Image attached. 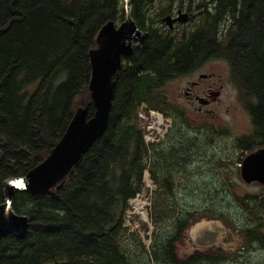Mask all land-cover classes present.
I'll return each mask as SVG.
<instances>
[{
    "label": "trees",
    "instance_id": "1",
    "mask_svg": "<svg viewBox=\"0 0 264 264\" xmlns=\"http://www.w3.org/2000/svg\"><path fill=\"white\" fill-rule=\"evenodd\" d=\"M208 4L128 0V13L144 39L122 59L107 130L58 190H51L54 196L14 191L11 210L27 217L29 227L22 239H0V264H264L253 256L264 251L261 217L256 215L261 201L249 206L224 190L222 199H234L246 211L238 232L235 220L212 203L187 208L178 198L180 191H194L181 183L193 160L195 139L182 134L172 140L174 128L181 133L194 126L168 101L163 88L170 80L212 59L224 61L254 125L252 134L238 143L264 139V0ZM175 9L190 12V24L173 31L161 27L159 19ZM123 20V0H0V204L2 184L24 178L44 161L75 110L90 102L89 52L96 48L97 32L107 22L119 25ZM142 104L171 119L159 144L143 142L137 117ZM93 113L90 107L88 118ZM176 113L183 124H176ZM235 149L240 150L238 144ZM144 171L155 186L150 236L142 226L149 245L123 226L128 200L142 187ZM225 204L229 209L230 203ZM203 219L220 220L237 233L239 247L200 248L180 258L178 247L186 232Z\"/></svg>",
    "mask_w": 264,
    "mask_h": 264
},
{
    "label": "rangeland",
    "instance_id": "2",
    "mask_svg": "<svg viewBox=\"0 0 264 264\" xmlns=\"http://www.w3.org/2000/svg\"><path fill=\"white\" fill-rule=\"evenodd\" d=\"M194 13L196 12L194 11ZM199 73L206 75L212 74L219 80L217 86L218 84L224 85L223 96L209 106L204 107V104L199 101L192 102L183 95L187 83L191 80L197 81V75L172 79L163 88L167 94L168 101L173 106L177 107L178 110H182L185 114L184 120L194 126L193 128L187 126L192 129H190L189 132L182 131L181 133L179 131L176 133L175 131L179 129L174 128L171 136L174 141L182 137V134H184L183 137H193V139H195V147L191 148L190 153L193 155V160L187 167L185 175L186 181L183 180L181 183V186L185 184L183 187L186 191L189 188L194 191L190 193L180 191L178 196L180 203L187 208L211 205L212 203L216 208L225 211L224 213L235 220L237 225H240L241 222L244 221V213L246 211L242 207V203L238 204L234 199H232L231 202L226 197L222 199L224 190L226 192L231 191L230 197H235L239 199L240 202L243 201V204H248L250 202L249 206H251L253 202L261 201L259 205H256V211L258 212L256 215L261 217L262 230L264 233V186L255 183L245 184L241 181L240 169L238 170L241 151L235 149L239 140L251 134L250 118L242 108L232 86L228 83L230 77L229 69L224 61L212 59L202 66ZM140 107L141 114L137 117L140 123V129L143 131L142 138L147 134V126L149 128L148 133H150L161 125V121L164 120V123H167L166 120H169L168 117H165L157 110H152L151 112L147 111L145 104H142ZM198 109H200V111H198ZM176 114L178 115L176 124H181L182 118L179 117V113ZM169 121L171 122V119ZM171 127L169 126L168 129L170 130ZM151 138L152 137L148 140ZM145 141L146 140L143 138V142L147 146L154 145V143L159 144V141ZM224 171L228 179V181L225 182V186L221 183L222 179L225 180ZM18 178H20V176H15L11 179L14 180ZM230 183H232V188H230ZM216 194L218 195L217 197L215 196ZM225 203H230L229 209H226ZM204 223L210 224L211 226L214 224L218 225V228L216 226L218 229L217 232L212 230L215 227H210L208 230H211L217 235V241L222 242L220 241L219 233V230H222L224 227L222 222L220 220L206 221L203 219L192 225L186 232L183 244L178 247V256L180 258L188 256L193 251L201 248L199 246L201 245V241L198 236H203V233H199L197 237H193L192 228L198 225L205 226ZM142 226L143 224H139L138 227L141 234L144 232ZM127 231L129 234L133 233L129 229H127ZM147 232L145 233L147 234ZM145 241H147V239H145ZM224 243L230 250H235L239 247L241 242L236 241L234 238H229L227 241H224ZM253 256H255L257 262L260 260L263 261L264 251L254 252Z\"/></svg>",
    "mask_w": 264,
    "mask_h": 264
},
{
    "label": "water",
    "instance_id": "3",
    "mask_svg": "<svg viewBox=\"0 0 264 264\" xmlns=\"http://www.w3.org/2000/svg\"><path fill=\"white\" fill-rule=\"evenodd\" d=\"M123 2V22L119 25L113 22L104 24L95 37L96 48L89 52L90 102L75 110L64 134L49 155L31 169L24 178H21V190L28 192L31 196L47 194L54 196L51 190H58L61 180L72 172L85 153L103 137L107 130L113 93L118 79L117 73L121 69L122 59L129 58L133 53V46L144 39V34L137 28L128 13V0ZM175 21L184 22L185 16H179L174 20L169 17L164 19L170 28ZM90 107L93 108L94 113L88 118ZM240 179L245 184L258 183L264 186L263 150L244 158L240 167ZM2 187L4 203L0 204V239L7 236L22 239L27 234L29 219L16 215L11 210L13 193L18 190L15 179L5 181ZM216 226L218 228L217 224L212 225L215 227L212 229L215 232L218 230ZM204 234L209 235L210 239L207 243L201 242L199 246L201 248L215 246L217 235L211 230H207Z\"/></svg>",
    "mask_w": 264,
    "mask_h": 264
},
{
    "label": "flooded vegetation",
    "instance_id": "4",
    "mask_svg": "<svg viewBox=\"0 0 264 264\" xmlns=\"http://www.w3.org/2000/svg\"><path fill=\"white\" fill-rule=\"evenodd\" d=\"M207 1L209 2L208 8H211L210 3L212 2V0H207ZM170 9H172V7H170ZM188 9L189 10H193V9L196 10L197 8L190 7ZM182 15L185 16V21L184 22L175 21L171 24L172 25L171 28L164 22V19L166 17H169L171 20H174L177 17L182 16ZM192 19H193L192 14L190 12H188L187 10L175 9L174 14L166 15V16L160 18L158 24L161 27L165 26L168 30L173 31L174 29L180 28V26H182V27L188 26L190 24V22L192 21ZM180 23H182V24H180ZM136 45H134V46H136ZM204 64L205 63H203L202 65L200 64L199 66H197L196 68L191 70L189 72V74H186L185 76H182V77L197 75V81L191 80L187 83V86L185 87L183 95L186 96V98L190 99L192 102L199 101V102L203 103L204 107H206V106H209L210 104H212L217 99H219L221 96H223L224 85L218 84V86H217V83L219 80L216 77H214L212 74L206 75V74L199 73V70L202 68V66ZM182 77H179V78H182ZM204 82H209V83H204ZM228 83H229V85L232 86L233 91H234L235 95L237 96L236 89L231 84L230 80L228 81ZM216 86H217V88H216ZM163 91L165 92V89H163ZM200 96H203V97H200ZM198 111H200V109H198ZM250 121H251V119H250ZM253 127H254V125L251 122V134L254 131ZM237 144L239 145V149H240L239 151H241V155L239 156V159L241 161H243L244 158L247 157L248 155L254 154V153L262 151V150L264 151V139L261 141L260 140L251 141L250 144H248V145L244 144V143H242V145L240 143H237ZM241 166H242V162L240 163L239 167H241ZM255 184H258V183H255ZM253 199H254V196H253ZM222 229L223 230L219 231L220 241H222V242L217 241L215 246H213V247L221 248L224 250L229 249L225 246V243H224V241H227L229 238H234L236 241L241 242V239L239 238V235L237 233H233L231 230L227 229L226 227H223ZM237 230L239 232V225H237ZM262 232H263V230H262ZM209 239H210L209 235H207V234H203V236L200 237V240L203 243H207L209 241Z\"/></svg>",
    "mask_w": 264,
    "mask_h": 264
},
{
    "label": "built area",
    "instance_id": "5",
    "mask_svg": "<svg viewBox=\"0 0 264 264\" xmlns=\"http://www.w3.org/2000/svg\"><path fill=\"white\" fill-rule=\"evenodd\" d=\"M141 110V107H140ZM140 110L138 115H140ZM152 110H149L151 112ZM155 115V112H154ZM170 120V119H169ZM166 120L167 123H164V120L161 121V125L155 128L153 132L148 133V126L146 128L147 134L144 135L145 142H160L162 141L166 134L168 133L167 130L170 125V121ZM152 137L150 140H148ZM155 144V143H154ZM142 185L143 188L140 189L131 199L128 200V208L124 215V222L123 226L126 229H129L131 232H134L139 235L145 245H149V240L145 241V237L143 233L139 232V224H143L147 226L148 232L147 236H150L152 231V226L149 222L148 212L151 205V196L155 190V186L152 183L149 174L147 171H144L142 177Z\"/></svg>",
    "mask_w": 264,
    "mask_h": 264
},
{
    "label": "bare ground",
    "instance_id": "6",
    "mask_svg": "<svg viewBox=\"0 0 264 264\" xmlns=\"http://www.w3.org/2000/svg\"><path fill=\"white\" fill-rule=\"evenodd\" d=\"M204 225H205V226H203V225H198V226L192 228V235H193V237L198 236V234H199L200 232H202L203 234L206 233V231H207L210 227H212L210 224H206V223H204ZM203 234H202V235H203ZM212 247H213V246H212ZM209 248H210V247H209Z\"/></svg>",
    "mask_w": 264,
    "mask_h": 264
}]
</instances>
